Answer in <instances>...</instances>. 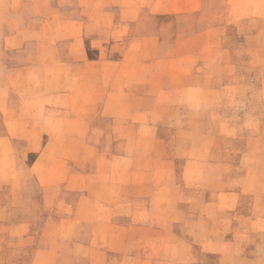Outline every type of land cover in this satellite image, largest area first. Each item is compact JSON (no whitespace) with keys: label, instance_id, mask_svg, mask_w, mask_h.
I'll return each instance as SVG.
<instances>
[{"label":"crops","instance_id":"0c3cea01","mask_svg":"<svg viewBox=\"0 0 264 264\" xmlns=\"http://www.w3.org/2000/svg\"><path fill=\"white\" fill-rule=\"evenodd\" d=\"M7 2L15 30L3 41L11 71L0 86V264H264L250 257L249 229L220 223L222 207L237 217L234 184L254 169L248 151L240 183L233 165L215 166L213 199L200 179L180 197L189 165L205 167L211 149H190L208 137L174 110L190 108V90L214 100L224 88L184 83L197 64L190 46L217 44L215 24L173 42L163 29L174 18L189 29L188 17L209 14L214 0ZM224 2L235 18L255 9ZM200 219L208 229L192 228Z\"/></svg>","mask_w":264,"mask_h":264},{"label":"rangeland","instance_id":"374dc122","mask_svg":"<svg viewBox=\"0 0 264 264\" xmlns=\"http://www.w3.org/2000/svg\"><path fill=\"white\" fill-rule=\"evenodd\" d=\"M7 3V0H0V86L5 85L7 74L11 71H9L11 68L9 59L3 55V41L15 30L9 27L13 23V14L7 11ZM225 4L224 0H214L211 5L212 12L209 14L189 16L187 22L190 28H185L183 32L178 28L177 18L167 19L166 24L173 21V25L171 28L169 26L163 29L166 35L165 41L168 39L173 42L181 34L195 35L205 25L215 24L217 44L212 43L203 49L198 45L190 46L191 52L195 55L194 62L197 64L193 66L190 76L185 78L184 83L190 88L213 85H221L224 88L214 100L207 96L201 97L197 91L190 90L187 97L190 108L180 109L178 112L174 110V117L189 119V132L202 131L208 137L204 143L191 140L190 149H211L205 167L197 163L193 167L189 165L188 172L184 174L189 184L180 193V197L184 199L192 196L195 183L200 179L205 183L201 185L209 190L203 194V198L213 199L215 192H218L215 188L220 189L214 179L215 166L227 169V164L233 165L235 171L232 175L240 183L245 171L249 170L250 163L246 169L245 161L248 158L244 156L248 151L249 161L252 162L254 169L248 172V184L243 186L234 184L233 196L236 195L235 198L238 199L237 217L227 216L229 210L227 212L226 208L222 207L220 223L225 221L223 223L225 226L232 224L235 229H249L247 239L249 252L258 251L256 255L249 256L260 259L264 256V110L262 93L259 91L264 79V12L258 11L257 8L263 5V0H249V4L255 9L249 13V17L244 18H240V15L235 18L233 14L228 13ZM209 38L211 41L215 40L213 36ZM198 56L200 59L203 57L202 61H197ZM215 60L218 62L216 63ZM230 72L233 74L230 75ZM4 129L0 117V135ZM156 147H163V144L158 143ZM192 159L195 161L196 157ZM256 168H260V171H256ZM158 176L165 175L158 172ZM5 182L7 181L3 179L0 171V192L5 191L4 188L1 189V185L6 184ZM22 182L29 188L31 199L37 203L39 188L35 179L27 173ZM227 187L225 191L228 192ZM222 196H224L223 192ZM33 211L34 216L39 214L37 204ZM208 223L205 219L194 220L192 228L204 224V228L208 229ZM251 261L249 264H256L255 261Z\"/></svg>","mask_w":264,"mask_h":264}]
</instances>
